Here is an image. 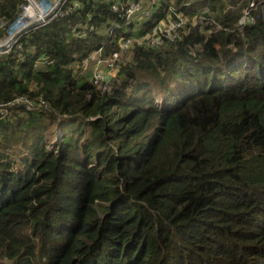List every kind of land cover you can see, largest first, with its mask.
Masks as SVG:
<instances>
[{
  "label": "trees",
  "instance_id": "trees-1",
  "mask_svg": "<svg viewBox=\"0 0 264 264\" xmlns=\"http://www.w3.org/2000/svg\"><path fill=\"white\" fill-rule=\"evenodd\" d=\"M146 1L66 0L0 54V264H264L262 13ZM26 4L0 0V42ZM127 39L103 92L80 66Z\"/></svg>",
  "mask_w": 264,
  "mask_h": 264
},
{
  "label": "built area",
  "instance_id": "built-area-1",
  "mask_svg": "<svg viewBox=\"0 0 264 264\" xmlns=\"http://www.w3.org/2000/svg\"><path fill=\"white\" fill-rule=\"evenodd\" d=\"M34 1L35 0H27V4L21 8V13H20L19 18L14 23L13 27L11 28V30L9 32L10 33L9 38L3 42H0V46H6L7 47L6 50H4L3 52H0V54L8 53L12 49V47L16 41L15 40L13 44L9 45L11 38L14 37L17 33L21 32L24 28L27 27V26L23 27L22 25H20V23L23 21V19H25L26 15L30 12L31 8L34 7V9H35V19L41 17V13H40L41 9L46 10V17L50 13H52L51 17H55L57 12L61 9V6L65 3L66 0H58L57 4H54L55 0H39L40 6H38V7H36L34 5ZM155 1L156 0H153L152 2L155 3ZM120 9H121L120 6H118V5L114 6V10L116 12H118ZM142 9H144V6L142 7L141 3H134L133 2L126 9V17H128L129 20L135 19V18H137L135 16V14L142 11ZM258 9H261V13H262V16L264 18V4H262L261 0H252L249 7L245 9L244 14H243V25L244 26L255 25L257 23L258 17L256 16L257 14H255V12ZM176 15H177V19L171 21V23L169 25L162 28L163 30L157 36L158 38L157 39L155 38L153 40V42H152L153 45H155V43H154L155 40L159 41V36H161L162 42H164L165 39H167V38L170 42H175L176 40H178L180 38L181 27H182L183 23L186 21H185V18H183L181 15H178V14H176ZM46 17H45V19H46ZM45 19L41 22H37V23H39L38 25L45 23L47 21ZM177 20H180V21H177ZM32 23L33 22H31L30 24H32ZM6 28H7V21L3 18H0V30H4ZM21 33H23V32H21ZM132 41H133L132 39H127V40L123 41V43H122V54L128 52V50L130 49V46H129L130 42H132ZM99 53L101 54V51ZM122 54H121V57H122ZM119 55H120V53L118 51L117 53L113 54V56H111V58L106 60V61H109V63H108L109 68H114L116 66L117 62L120 61L121 58H119ZM104 61L105 60H103L102 58L98 59L99 64H103ZM99 77H96L97 78L96 79L97 84L99 83ZM104 82H105V79H104ZM21 99L22 98H19V99H17V101L21 100ZM21 101H24V100L22 99ZM24 103L27 104L28 109H31L33 107V103L31 101H29L28 99H26V102H24ZM16 106H19V105L11 103V104H9L8 107H16ZM4 110H6V109H4ZM2 114H4V113L2 112Z\"/></svg>",
  "mask_w": 264,
  "mask_h": 264
},
{
  "label": "rangeland",
  "instance_id": "rangeland-1",
  "mask_svg": "<svg viewBox=\"0 0 264 264\" xmlns=\"http://www.w3.org/2000/svg\"><path fill=\"white\" fill-rule=\"evenodd\" d=\"M148 1V0H147ZM146 1V2H147ZM153 0H150L149 2H150V6H154L153 4H155L156 3V1H155V3H153L152 2ZM57 2H58V0H55L54 1V4H57ZM144 2V1H143ZM148 3V2H147ZM146 4V3H145ZM144 5H142V7H143ZM147 6V5H146ZM44 14H46V13H43V15ZM149 14H150V10L147 8V7H145L144 6V9H142V11H140L139 13H137V14H135V16L136 17H139V16H144V17H149ZM26 19H27V21H26V23H24L22 26L23 27H26V26H28L31 22H35L36 21V19H35V10H33V9H31L30 10V12L26 15ZM137 27H140V25H138L137 24ZM139 29V28H138ZM163 30V29H162ZM161 30V31H162ZM147 39H149V36L147 37ZM153 40L154 39H150L149 41L147 40V42H148V45H150V46H160V45H163V44H165V43H167V42H170L169 40H168V38L167 39H165V41L164 42H162V39H161V36H159V41H157V40H155V45H153L152 44V42H153ZM144 42H146V41H139V42H137V41H132V42H130V49L128 50V52L127 53H123L122 54V43H123V41L121 42V46H120V50H119V53H120V55H119V58H121L120 59V62L118 63L117 62V64H116V66L114 67V68H109L108 66H109V61H106V60H108L109 58H107V59H104L105 61L103 62V64H99L98 63V59L99 58H102L103 59V57H102V55L100 54V53H96V54H93L91 57L92 58H87V59H85V60H83V62H82V64H81V66H80V69H81V71H82V73L83 74H86V73H88V72H92V79H91V81H92V83H93V85L94 86H96V87H99V88H101L102 89V91L103 92H105V91H107V89H108V86H109V81H111V79L112 78H115L116 76H117V73H118V71H119V65H120V63L122 64L123 63V61L126 59V60H128V59H130V57H131V51H132V49L135 47V45L136 44H142V45H144L143 43ZM147 44V43H146ZM0 52H3V51H0ZM115 53H117V52H114L113 54H115ZM121 54H122V57H121ZM113 56V55H112ZM111 58V57H110ZM125 60V61H126ZM100 76V77H99ZM96 77H99V83L97 84L96 83ZM108 78H110L109 79V81H107L108 80ZM104 79H105V82H104ZM19 98H22L24 101H21V100H18L17 101V99H19ZM26 99H28L27 97H18V98H15L14 99V101L12 102V103H14V104H16V105H21V106H25L26 108L28 107L27 106V104L26 103H24V102H26ZM29 100V99H28ZM159 102H160V100H159ZM0 112H3V113H7L8 111L7 110H1L0 109ZM49 140L50 141H54V139H52L51 137H49Z\"/></svg>",
  "mask_w": 264,
  "mask_h": 264
},
{
  "label": "water",
  "instance_id": "water-1",
  "mask_svg": "<svg viewBox=\"0 0 264 264\" xmlns=\"http://www.w3.org/2000/svg\"><path fill=\"white\" fill-rule=\"evenodd\" d=\"M51 15H52V13H50V14L46 17L45 20L49 19V18L51 17ZM38 24H39V23H32V24H30L29 26H27L26 28H24L21 32H24V31L30 30V29L36 27ZM21 32L17 33L14 37L11 38L9 45H11V44L14 43V41L17 39V37L20 35ZM6 48H7L6 46H0V51H4V50H6Z\"/></svg>",
  "mask_w": 264,
  "mask_h": 264
},
{
  "label": "bare ground",
  "instance_id": "bare-ground-1",
  "mask_svg": "<svg viewBox=\"0 0 264 264\" xmlns=\"http://www.w3.org/2000/svg\"><path fill=\"white\" fill-rule=\"evenodd\" d=\"M34 5L36 7L40 6L39 0H35L34 1ZM31 9L35 10L34 7L31 8ZM40 13H41V17L40 18H37L36 21L33 22V23L41 22V21H43L45 19L46 15L45 14L43 15V13H46V10L45 9H41V12ZM26 21H27V19L25 17V19H23V21L20 23V25H23L24 23H26Z\"/></svg>",
  "mask_w": 264,
  "mask_h": 264
},
{
  "label": "clouds",
  "instance_id": "clouds-1",
  "mask_svg": "<svg viewBox=\"0 0 264 264\" xmlns=\"http://www.w3.org/2000/svg\"><path fill=\"white\" fill-rule=\"evenodd\" d=\"M260 11V13H261V9H258L255 13H258ZM244 14V13H243ZM264 19V18H263ZM48 20V19H47ZM24 32H26V31H24Z\"/></svg>",
  "mask_w": 264,
  "mask_h": 264
},
{
  "label": "crops",
  "instance_id": "crops-1",
  "mask_svg": "<svg viewBox=\"0 0 264 264\" xmlns=\"http://www.w3.org/2000/svg\"><path fill=\"white\" fill-rule=\"evenodd\" d=\"M46 15V14H45Z\"/></svg>",
  "mask_w": 264,
  "mask_h": 264
}]
</instances>
